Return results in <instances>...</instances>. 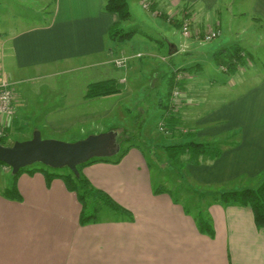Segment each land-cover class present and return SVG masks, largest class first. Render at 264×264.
Instances as JSON below:
<instances>
[{
    "label": "crops",
    "instance_id": "0c3cea01",
    "mask_svg": "<svg viewBox=\"0 0 264 264\" xmlns=\"http://www.w3.org/2000/svg\"><path fill=\"white\" fill-rule=\"evenodd\" d=\"M5 1L9 6L27 2ZM153 1L154 12L163 11L173 19L153 10L134 14L132 4L141 5V0H131L132 18L125 28L149 22L156 36L137 28V34L119 43L110 36L119 16L106 10V0H35L40 5L38 13L44 15L42 20L29 25L15 23L9 30L4 8L0 68L7 74L10 71L13 79L14 72L25 75L37 68L75 62L97 77L93 82L116 80L120 92L104 97H119L118 104L146 92L142 99L150 98L144 104L157 108L160 120L165 109L162 103L168 101V91L162 94L161 84L168 80L169 86L175 70L180 69L185 74L184 107L177 117L169 119L176 128L173 135H163L158 145L193 139L209 143L213 150L219 148L217 156L207 153L200 164L185 167L189 177L207 189L258 186L264 177V74L247 80L243 71L262 61L247 52L249 38L238 36L235 50L249 55L253 64L226 70L228 66L220 63L230 58L231 47L220 44L212 48L183 34L180 40L178 33L182 32L176 26V20L189 17L193 30L207 31L210 25L206 28V23L213 28L217 25L214 18H220L223 36L228 29L225 18L235 16L227 3L234 0ZM238 2L242 3L237 13L261 25L258 32L263 39L259 41L264 42V0ZM213 14L216 17L212 19ZM121 55L130 57L126 68L113 61ZM228 87L235 93L229 95ZM221 96L229 98L222 101ZM142 99L134 105L141 106ZM21 102L18 96L17 112L7 120L9 137L22 127L18 121ZM83 172L96 187L129 209L134 221L81 226L82 205L62 179L54 178L48 184L42 172H24L16 183L21 199L17 200V194L11 199L7 193L13 175H0V264H264V228L256 226L249 206L209 203L215 236L201 233L193 215L185 213L180 202L167 192L154 193L147 159L137 147L118 164L98 162Z\"/></svg>",
    "mask_w": 264,
    "mask_h": 264
},
{
    "label": "rangeland",
    "instance_id": "374dc122",
    "mask_svg": "<svg viewBox=\"0 0 264 264\" xmlns=\"http://www.w3.org/2000/svg\"><path fill=\"white\" fill-rule=\"evenodd\" d=\"M130 1L131 0H129V3ZM241 3L242 2L239 3L238 0L227 3L231 13H234L235 16L228 15L225 18V27L229 30L225 29L223 36H221V33V37L219 36L213 40L200 42L210 44L209 46L212 48H216L218 45L220 46V44H225L233 50L238 41L236 37L249 38L248 40L251 44L247 46L249 49H246L247 52H251L250 54L253 55L255 60L262 61L257 67H248L243 71L247 80H251L255 78L254 75L261 76L264 74V46H257V41L260 44L264 43L263 41H259L263 39V34H259L258 32V30L262 29L259 23L254 22L250 17L248 18L247 16H242L237 13L236 8ZM4 8L7 9L5 20L7 25L9 24L6 27L8 30L13 27L15 23L29 25L40 22L44 16L41 12L38 13L37 10H40V5L35 4V0H27L26 3L13 4L12 6L7 5L5 0H0V24L4 20L2 17ZM132 10L134 14H137V12L151 13V10L145 9L142 3L141 5L139 3L138 5L136 3L135 5L132 4ZM51 11V7L47 8L48 17ZM214 17H216L214 14L211 15L212 19ZM211 18L208 20L210 21ZM214 19L217 25L211 28L213 24L206 23V28L210 25L209 30L219 29L221 31L219 26L222 23V19ZM158 20L169 25L163 18H158ZM137 28L148 36H156L154 33L155 28L149 22ZM178 34L180 40H182V33L179 32ZM137 36L140 37V34ZM258 36L260 39H258ZM248 62L253 64L251 61ZM8 72V74L11 75L10 71ZM28 72L29 71H26L25 75L16 72L12 73L13 79L11 78V80L22 101L19 105L20 111L18 113V121L22 124V127L20 126L18 130L22 131L13 130L11 136H8V143L13 144L16 141L30 139L33 137L36 130L41 131L44 139H58L66 142H76L89 135L110 130H117L120 135L124 134L125 137L129 138L133 135L136 138L132 139L138 146L140 145L139 147L143 148L146 153V159L154 187L165 185L170 192H168L170 196L174 200L180 202L183 207H186L187 211L191 212L194 216L199 213V207H207L210 199L207 196H203L200 191L206 192L212 190L202 185H200V191L194 190L199 185L197 186L196 182L189 177L186 168L181 166L171 167L166 163L167 156L164 151L158 149L156 153L154 152V144L163 141V134L159 131L157 126V121L159 122L160 120V111L152 106H147L146 103H148L150 97L147 96L145 100L142 99L146 92H143V96L139 94L141 97L125 99L119 104L117 103L119 97L113 98L103 96L86 98L85 95L88 83L97 80V77L91 74L89 69L77 67V63L75 62L59 67L37 68L36 71ZM221 75L225 76V73H221ZM15 78L18 79V82H16ZM240 78H242V76ZM161 89L162 94L167 93L169 89L168 80L162 82ZM228 92H230L229 95L235 93V91H232L230 88ZM226 98L228 99L229 96L220 97L222 101ZM141 99V106H135L134 102L140 101ZM220 99L216 98V100ZM144 101L146 102L145 104ZM184 102L185 100L183 101V107ZM148 108H150V110ZM161 117H163V115ZM127 144L128 141L125 142V145ZM65 170H67L65 167L59 168V171ZM0 175L3 178H11L13 175L12 168L11 171L3 170L1 161ZM222 187H226V185ZM215 189L216 188L213 187V190ZM104 214L110 215V212L105 211Z\"/></svg>",
    "mask_w": 264,
    "mask_h": 264
},
{
    "label": "trees",
    "instance_id": "16d2710c",
    "mask_svg": "<svg viewBox=\"0 0 264 264\" xmlns=\"http://www.w3.org/2000/svg\"><path fill=\"white\" fill-rule=\"evenodd\" d=\"M153 6L154 5H152L151 7V11L153 10L154 12ZM105 7L106 10L115 12L119 16V21L111 28L110 31V36L112 40L119 43L130 39L135 34H137V28H125V23L130 21L132 18L129 0H106ZM159 15L164 17L165 19H168V14L163 11ZM183 20L184 18L176 20V26H178L180 29H182ZM205 32L206 31L202 30H193L194 35L190 38H194L197 41H206L204 39ZM197 34H199V38H197ZM230 53H232L230 55V58L225 60L226 62L221 61L224 63H220L226 64L228 66L226 67V70L239 67L245 68L247 67L246 65L250 63L248 61H251L249 55L241 54L244 53L243 51L241 52L240 50H235L234 52H232L230 50ZM174 85L175 76L174 80L169 85L167 94L168 101L164 99V102L162 103L163 108H165L162 115H164L169 108L170 94ZM118 92H120V87L118 86L117 81L114 79H108L90 83L88 85L85 97L97 98L101 96H108ZM132 138L134 139L136 137L132 135L129 138L125 137L124 134H119L118 140L121 143L120 151L113 156L93 157L88 162L79 165L80 174L78 176L68 167H65V169H67L65 171H59V168H53L40 162L26 166L22 168L17 174H13V184L11 188H9L7 193H9V196L13 197L11 199H15L14 196L17 194V200H21L19 199V194L17 193L16 189V183L18 178L24 172L34 174L35 172L39 171L45 175L48 184H50V182L54 178H60L64 181L69 191L75 192L77 194L78 200L82 205V210L79 218V223L81 226L96 224L100 222L134 221L135 216L129 209L117 202L108 192L96 187L83 172L86 166L98 162L112 164L120 163L123 158L128 154L130 149L134 146L139 148L145 158H147L144 149L139 147L140 145L138 146ZM127 141L128 144L125 145V142ZM0 142L3 144H11L8 143V136L0 137ZM212 147L213 146H210L209 143L199 142L190 139L185 142L165 145H158V143H155L154 152L156 153L158 149L164 151L167 156V165L171 167L181 166L185 168L188 163L200 164L201 159L203 158L204 161V158L207 153H209V155L217 156L220 153V149L217 148L213 150ZM198 185L199 184H197V186ZM200 188L201 187L199 185L194 190L200 191ZM166 192L168 193L169 191L165 185L154 187L155 194H161ZM200 192H202L203 196H207L210 199L209 203H219L225 207L230 205L249 206L253 211L256 226L259 229L264 228V177L261 183L256 187L228 189L224 191L214 190V193L213 191ZM208 206L209 205H207V207H199V213L195 216L191 212L187 211L186 207H184V210L185 213L193 215L197 227L201 233L207 234L210 237H214L215 230L212 218L209 216L208 213ZM105 211H109L110 215L104 214Z\"/></svg>",
    "mask_w": 264,
    "mask_h": 264
},
{
    "label": "water",
    "instance_id": "95a60500",
    "mask_svg": "<svg viewBox=\"0 0 264 264\" xmlns=\"http://www.w3.org/2000/svg\"><path fill=\"white\" fill-rule=\"evenodd\" d=\"M117 130L92 134L76 142L58 139H44L41 131L36 130L33 137L13 144L0 142V161L12 168L17 174L22 168L43 163L53 168L68 167L77 176L79 165L93 157H108L121 149Z\"/></svg>",
    "mask_w": 264,
    "mask_h": 264
},
{
    "label": "built area",
    "instance_id": "2783aa9c",
    "mask_svg": "<svg viewBox=\"0 0 264 264\" xmlns=\"http://www.w3.org/2000/svg\"><path fill=\"white\" fill-rule=\"evenodd\" d=\"M142 6L151 10L152 5L154 4L153 0H141ZM155 14L159 15L161 11H155ZM168 19L172 20L171 14L168 15ZM181 32L185 37H192V23L189 17L184 18L182 24ZM221 31L219 29L208 30L205 32L204 39L206 41L213 40L216 37H219ZM197 38H199V34H197ZM141 54H139L140 56ZM130 57L127 55H121L114 58V63L120 68H126L129 63ZM185 77L184 71L175 70V85L173 86L170 94L169 100V108L161 118L158 123L159 131L166 136L173 135L176 128L169 123V119L171 117H177L183 108L184 101V91L182 89L181 83L183 82ZM17 102H18V94L14 88V84L11 80L9 74L5 72V70L0 68V137L8 136V123L7 120L9 118H13L17 112ZM2 162V161H1ZM3 170L11 171V167L2 162Z\"/></svg>",
    "mask_w": 264,
    "mask_h": 264
}]
</instances>
